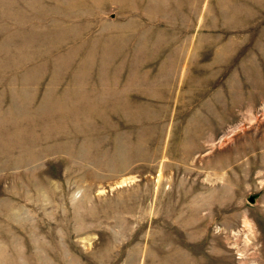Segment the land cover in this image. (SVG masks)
<instances>
[{
    "label": "rangeland",
    "instance_id": "374dc122",
    "mask_svg": "<svg viewBox=\"0 0 264 264\" xmlns=\"http://www.w3.org/2000/svg\"><path fill=\"white\" fill-rule=\"evenodd\" d=\"M0 264H264V0H0Z\"/></svg>",
    "mask_w": 264,
    "mask_h": 264
},
{
    "label": "water",
    "instance_id": "95a60500",
    "mask_svg": "<svg viewBox=\"0 0 264 264\" xmlns=\"http://www.w3.org/2000/svg\"><path fill=\"white\" fill-rule=\"evenodd\" d=\"M249 199H250L251 201H254V199H255V196H254V195H252V196H250V197H249Z\"/></svg>",
    "mask_w": 264,
    "mask_h": 264
}]
</instances>
